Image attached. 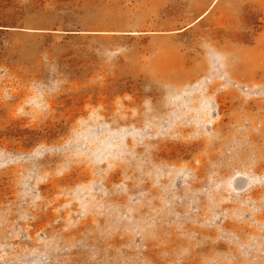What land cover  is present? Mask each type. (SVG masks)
<instances>
[{
    "label": "rangeland",
    "instance_id": "obj_1",
    "mask_svg": "<svg viewBox=\"0 0 264 264\" xmlns=\"http://www.w3.org/2000/svg\"><path fill=\"white\" fill-rule=\"evenodd\" d=\"M0 264H264V0H0Z\"/></svg>",
    "mask_w": 264,
    "mask_h": 264
},
{
    "label": "bare ground",
    "instance_id": "obj_2",
    "mask_svg": "<svg viewBox=\"0 0 264 264\" xmlns=\"http://www.w3.org/2000/svg\"><path fill=\"white\" fill-rule=\"evenodd\" d=\"M199 18H200V17H199ZM199 18H198V19H199Z\"/></svg>",
    "mask_w": 264,
    "mask_h": 264
}]
</instances>
